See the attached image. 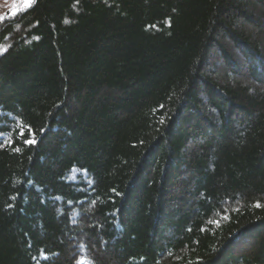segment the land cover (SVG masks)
Masks as SVG:
<instances>
[{
	"label": "trees",
	"instance_id": "trees-1",
	"mask_svg": "<svg viewBox=\"0 0 264 264\" xmlns=\"http://www.w3.org/2000/svg\"><path fill=\"white\" fill-rule=\"evenodd\" d=\"M19 4L0 264H264V0Z\"/></svg>",
	"mask_w": 264,
	"mask_h": 264
},
{
	"label": "rangeland",
	"instance_id": "rangeland-1",
	"mask_svg": "<svg viewBox=\"0 0 264 264\" xmlns=\"http://www.w3.org/2000/svg\"><path fill=\"white\" fill-rule=\"evenodd\" d=\"M20 4H19V0H0V18L4 14H8L16 11Z\"/></svg>",
	"mask_w": 264,
	"mask_h": 264
},
{
	"label": "snow or ice",
	"instance_id": "snow-or-ice-1",
	"mask_svg": "<svg viewBox=\"0 0 264 264\" xmlns=\"http://www.w3.org/2000/svg\"><path fill=\"white\" fill-rule=\"evenodd\" d=\"M67 22V21H66ZM23 134V133H22ZM24 143L27 145V144H34L35 141L34 140H26L24 141Z\"/></svg>",
	"mask_w": 264,
	"mask_h": 264
}]
</instances>
